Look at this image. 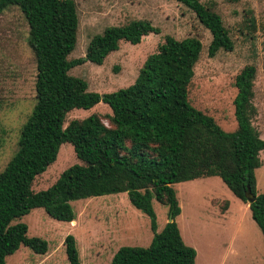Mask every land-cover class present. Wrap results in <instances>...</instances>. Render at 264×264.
<instances>
[{"label": "trees", "instance_id": "1", "mask_svg": "<svg viewBox=\"0 0 264 264\" xmlns=\"http://www.w3.org/2000/svg\"><path fill=\"white\" fill-rule=\"evenodd\" d=\"M175 1L210 33L209 57L232 49L215 11L198 0ZM9 6H16L26 22L35 75L33 106L19 129L16 150L0 170V264L19 245L46 252V242L28 236L18 221L30 209L41 208L50 218L70 223L75 217L70 201L120 192L148 218L151 238L146 246H119L108 264H194L195 250L183 242L175 221L180 207L173 184L208 176L218 177L242 202H247L246 190L252 194L248 210L264 245V189L256 193L254 175L264 139L251 124L253 65H244L233 78L235 128L225 131L187 100L201 49L196 37L165 35L131 84L98 93L68 70L85 61L100 65L119 41L137 44L142 36L158 33V27L145 19L106 26L89 38L83 56L68 59L77 29L72 0H0V13ZM99 102L108 113L92 112L63 125L70 110ZM64 142L81 163L63 169L49 187L32 191L34 177L54 161ZM152 200L165 205L171 218L160 230ZM63 246L67 263L80 264L71 234L64 236Z\"/></svg>", "mask_w": 264, "mask_h": 264}, {"label": "rangeland", "instance_id": "2", "mask_svg": "<svg viewBox=\"0 0 264 264\" xmlns=\"http://www.w3.org/2000/svg\"><path fill=\"white\" fill-rule=\"evenodd\" d=\"M72 1L77 29L68 59L83 56L89 38L106 26L145 19L159 29L142 36L137 44L119 41L118 48L100 65L85 61L71 67L68 74L85 80L89 91L104 93L131 84L145 57L157 49L165 35L196 37L201 49L187 87L188 102L211 116L223 130H233V78L244 65H253L251 102L255 114L251 124L264 139V0H198L220 16L232 42L230 51L220 49L212 57L207 55L210 33L175 0ZM26 36L27 25L19 9H4L0 13V170L16 150L19 129L34 103L35 64ZM92 112L108 113L109 108L99 102L89 109H72L63 125ZM258 156L256 193L264 189V149ZM74 163L81 161L72 146L61 143L54 161L34 177L31 190L49 187ZM173 188L180 207L175 221L183 242L195 250L194 264H264L261 234L250 218L247 202L232 195L218 177L178 182ZM70 205L75 213L70 223L50 218L41 208H32L20 217L28 236L46 242V252L36 254L19 245L6 256L5 264H68L63 246L67 234L74 237L80 264H108L119 246H146L150 241L148 218L130 205L124 192L77 199ZM152 207L160 230L167 221V208L155 200Z\"/></svg>", "mask_w": 264, "mask_h": 264}, {"label": "water", "instance_id": "3", "mask_svg": "<svg viewBox=\"0 0 264 264\" xmlns=\"http://www.w3.org/2000/svg\"><path fill=\"white\" fill-rule=\"evenodd\" d=\"M245 197L247 199V203L251 202L253 199L252 194L248 190H246V192H245ZM170 220H171V218H170V216H168L167 221H170Z\"/></svg>", "mask_w": 264, "mask_h": 264}]
</instances>
